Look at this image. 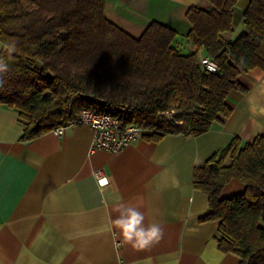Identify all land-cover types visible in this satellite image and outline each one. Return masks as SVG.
Masks as SVG:
<instances>
[{"label": "trees", "instance_id": "16d2710c", "mask_svg": "<svg viewBox=\"0 0 264 264\" xmlns=\"http://www.w3.org/2000/svg\"><path fill=\"white\" fill-rule=\"evenodd\" d=\"M186 12V35L157 21L133 37L105 16V0H0V43L17 51L0 88V104L15 108L22 140L74 124L82 109L136 124L147 140L168 134L198 136L222 122L232 108L231 90L247 87L241 76L264 70V0H250L243 31L234 40L238 0H205ZM202 52L200 56L198 53ZM217 63L204 71L200 57ZM232 178L242 193L221 196ZM194 189L208 196L218 248L238 264H264V132L251 142L234 136L193 168Z\"/></svg>", "mask_w": 264, "mask_h": 264}, {"label": "crops", "instance_id": "0c3cea01", "mask_svg": "<svg viewBox=\"0 0 264 264\" xmlns=\"http://www.w3.org/2000/svg\"><path fill=\"white\" fill-rule=\"evenodd\" d=\"M250 0H238L233 12L234 40L243 31ZM205 0H105V16L133 37L153 21L186 35L190 7ZM246 90H231V114L198 136L168 134L159 141L142 135L122 151L93 148L86 124L64 127L22 140L17 109L0 104V264H238L237 255L218 248L216 221L208 196L194 189L193 168L225 147L232 137L251 142L264 132V70L241 76ZM251 102V103H250ZM256 111H252V106ZM111 180L99 189L94 172ZM232 178L221 196L242 193ZM142 202L145 223L158 222L164 235L149 249L135 250L106 232L108 214L118 203Z\"/></svg>", "mask_w": 264, "mask_h": 264}, {"label": "clouds", "instance_id": "9594fccd", "mask_svg": "<svg viewBox=\"0 0 264 264\" xmlns=\"http://www.w3.org/2000/svg\"><path fill=\"white\" fill-rule=\"evenodd\" d=\"M0 47L5 50L9 58L17 51L15 43H4ZM9 70L8 62L0 56V88L4 86V76ZM262 88H264V82H262ZM256 110V106L253 105L252 111ZM259 112L264 114V107H260ZM97 183L103 192L108 188L111 180L108 177H102ZM142 207L143 204L140 201L136 204L121 202L111 207L104 230L111 234L114 242L119 241L135 250L149 249L160 242L164 235L163 226L158 222L145 223V214L140 210Z\"/></svg>", "mask_w": 264, "mask_h": 264}, {"label": "built area", "instance_id": "2783aa9c", "mask_svg": "<svg viewBox=\"0 0 264 264\" xmlns=\"http://www.w3.org/2000/svg\"><path fill=\"white\" fill-rule=\"evenodd\" d=\"M199 61L204 71L211 73L217 72L218 66L214 58L208 55H202ZM76 124H86L92 127L94 132L93 148L103 149L113 153L122 151L130 143L137 140L142 132L136 124L121 127L117 117L89 109H82L80 111ZM63 129L64 127H58L53 132L61 136L63 135ZM94 177L97 181L99 178L105 177L103 170L95 171Z\"/></svg>", "mask_w": 264, "mask_h": 264}, {"label": "rangeland", "instance_id": "374dc122", "mask_svg": "<svg viewBox=\"0 0 264 264\" xmlns=\"http://www.w3.org/2000/svg\"><path fill=\"white\" fill-rule=\"evenodd\" d=\"M0 45H1V43H0ZM1 48H2V47H0V49H1ZM201 54H202V52H199V53H198V56H200Z\"/></svg>", "mask_w": 264, "mask_h": 264}]
</instances>
